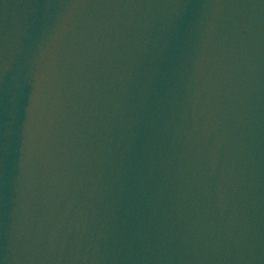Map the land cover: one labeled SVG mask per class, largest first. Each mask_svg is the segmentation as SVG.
<instances>
[{
  "label": "water",
  "instance_id": "water-1",
  "mask_svg": "<svg viewBox=\"0 0 264 264\" xmlns=\"http://www.w3.org/2000/svg\"><path fill=\"white\" fill-rule=\"evenodd\" d=\"M0 264H264V0H0Z\"/></svg>",
  "mask_w": 264,
  "mask_h": 264
}]
</instances>
